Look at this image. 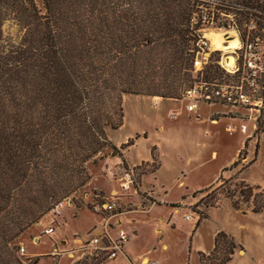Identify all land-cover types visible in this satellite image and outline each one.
<instances>
[{
  "label": "trees",
  "instance_id": "obj_1",
  "mask_svg": "<svg viewBox=\"0 0 264 264\" xmlns=\"http://www.w3.org/2000/svg\"><path fill=\"white\" fill-rule=\"evenodd\" d=\"M42 7L0 0V264L37 263L20 258L18 239L89 182V161L116 149L106 130L122 126L125 95L181 98L193 82L203 10L212 21L220 20L217 10L232 15L219 26L242 41L251 20L264 30V0H42ZM6 20L24 30L18 43L4 39ZM216 61L206 78H222ZM238 187L251 213L264 212V190ZM227 196L246 213L234 193ZM238 249L219 231L198 263L228 264Z\"/></svg>",
  "mask_w": 264,
  "mask_h": 264
},
{
  "label": "rangeland",
  "instance_id": "obj_2",
  "mask_svg": "<svg viewBox=\"0 0 264 264\" xmlns=\"http://www.w3.org/2000/svg\"><path fill=\"white\" fill-rule=\"evenodd\" d=\"M34 2L37 8L43 11L42 0ZM214 5L211 4L212 7ZM217 12L220 20L202 24L200 28L203 31H199L209 40L210 49L214 52L212 60H219L224 54L230 53L211 45L210 32L229 34L235 38L238 35L231 27L225 29L218 23L228 21L233 16L226 15L223 11ZM202 13L208 12L203 10ZM2 33L8 42L18 43L24 30L14 21L6 20L2 26ZM240 39L238 35L241 42ZM208 74L209 71L206 75ZM185 103L180 97L177 99L135 95L123 97L122 126L117 130L109 128L106 130L111 143L118 145L117 147L114 145L115 150L106 148L94 158L95 162L89 161L86 164L90 175L89 182L70 196L72 205L64 208L60 224L58 227L54 226L60 238H69L76 231L84 238L85 230L91 224H103L99 214L92 209L91 203L96 194L110 197L112 191L119 192V167H127L123 155L128 150L122 149L121 145L129 139H134L136 135L138 148L133 149L128 155L130 159L134 160L152 153L154 160L150 159L137 165L135 184L121 196L117 205V212L124 213L118 216L120 225L128 233L132 228L137 230L138 235L133 243L136 254L143 253L149 248L151 253L148 256L157 261V264H199L195 247L207 246L213 229L219 223L228 226L245 223L253 230L262 231L264 235V212L246 216L228 205V208L221 207L213 211L211 218L200 224L189 240L191 233L187 232L191 226V219L185 220L184 215L197 213L203 218L209 208L220 207L225 201H229L227 194L230 192L235 194L233 199L242 210L250 211L251 205L244 202V198L239 194L238 185L243 182L248 186H256L250 182L264 181V114L254 133L247 131L240 134L245 143L240 150L244 159L237 155V165H230L223 170L222 167L230 162L240 141L239 133L230 136L225 131L228 120L221 113H225L227 108L200 105L195 114L185 110ZM209 117L217 123H211ZM124 139L126 140L120 143ZM248 151L252 152V155ZM137 152L140 154L139 157L136 155ZM158 164H161L159 170L151 174ZM143 175L147 176L142 179L141 190H148V194L138 191ZM219 176L222 181L218 179ZM221 184L222 186L218 188ZM259 187L260 190H264V185ZM156 197L159 199L164 197L173 203L169 205L170 207L158 205L149 212H142L156 202ZM184 202L188 205L180 204ZM77 214L80 215L79 218H76ZM50 220L51 216L46 214L18 239L19 246L25 247L27 253H37L40 256L39 264L57 262L52 258L54 248L51 239L43 234V230L50 225ZM115 222L116 218L113 219V224ZM156 229L160 231V236H157ZM256 240L255 237L253 241ZM161 242H164L167 248L163 249ZM20 258L25 263L35 259L27 255ZM62 258L59 264H69L67 257ZM104 261H100L99 264ZM138 261L135 260L134 263ZM77 264H93V261L85 260L84 257ZM106 264L127 263L123 260L116 262L109 260Z\"/></svg>",
  "mask_w": 264,
  "mask_h": 264
},
{
  "label": "built area",
  "instance_id": "obj_3",
  "mask_svg": "<svg viewBox=\"0 0 264 264\" xmlns=\"http://www.w3.org/2000/svg\"><path fill=\"white\" fill-rule=\"evenodd\" d=\"M194 21V19L192 20ZM213 23L212 18L207 13H202L201 23ZM235 34L239 32L231 27ZM248 35L244 41L238 40L237 48L228 55H223L215 63L220 67L223 76L218 78H206L207 68L211 63L213 50L210 49L209 40L204 34H200L196 42V50L192 60L191 75L193 82L184 89L181 100L185 101V110L188 113L197 114L200 105L202 106H222L227 108L225 113H221L228 122L225 124V131L232 136L235 133L244 134L247 131L255 132L259 121L264 113V38L257 31L256 24L252 21L248 24ZM203 31L199 29L198 31ZM200 33V32H199ZM224 34H222L223 36ZM231 56L232 63L227 65L224 61ZM211 123L216 120L210 119ZM120 176L118 178L119 192L112 191L110 197L96 194L91 203L92 209L104 220L106 227L109 219L116 215L118 201L135 184L136 168L119 167ZM70 197L59 201L48 213L51 216L50 225L43 230V234L51 237L62 219L64 208L71 206ZM197 216L196 213L184 215L186 220ZM128 240V235L124 231H119L115 239H111L107 232L91 234L85 240L75 239L74 244L81 255L87 258L98 260H112L122 252L124 244ZM76 249L55 250L52 255L72 254ZM18 255L24 256V248L19 246ZM142 264H157L156 261H149L142 258Z\"/></svg>",
  "mask_w": 264,
  "mask_h": 264
},
{
  "label": "crops",
  "instance_id": "obj_4",
  "mask_svg": "<svg viewBox=\"0 0 264 264\" xmlns=\"http://www.w3.org/2000/svg\"><path fill=\"white\" fill-rule=\"evenodd\" d=\"M216 123H217V121H216ZM240 134L241 133H239V136H240L239 137L240 138L239 145L236 147L235 152L232 155L230 162L226 166L222 167L223 170H225L226 167H229L236 160L238 152L244 146V140ZM125 140L126 139H124L120 143H123ZM114 145L116 146L118 144H114ZM137 148H138V142L136 140V142H134V144L132 146L128 147V150H126L125 154L123 155L124 160L126 161L127 168H136L137 165L140 164L141 162L150 161V159H151L150 153L149 154L147 153L145 156L139 157L140 154L137 152L138 154L136 153V155L139 158H136L134 160L130 159V156H128V155L131 154L133 149L137 150ZM254 151H255V149H254ZM249 153L251 154L252 152H249ZM248 157H249V155L246 156V159H248ZM160 165L161 164H158L157 169L151 174H155L159 170ZM144 176H147V175H143L141 177L140 185L138 186V191L141 193H147L148 194V190H146V191L141 190L142 179L144 178ZM250 183H252L256 186H261V187L264 185V181L250 182ZM166 193L167 192H165V194ZM155 201L156 202L153 205H151L149 207V209H146V211H142V212H149L153 208H156V206H158V205L170 207L169 205L171 203H173V201H168L164 197H162L160 199L156 197ZM156 203H158V204H156ZM180 204L182 206L188 205V204H185V202L180 203ZM228 205L231 206L230 202L225 201L220 207L209 208L208 210H206V212H205L206 216H204L203 218H200L201 216H199V214L196 213L198 218H196L197 216H194V219H191V226L187 232V234L191 233L189 240L191 239V237H193V234L199 228V225L202 224L206 219L211 218L213 211H216V210L220 209L221 207L228 208ZM237 212L239 214H242L239 211H237ZM122 214H124V213H118V214L112 216L109 219L106 227L104 226V220L105 219L101 215H99L103 224L102 225H97L96 223L91 224L89 227L86 228L85 233H84L86 235V237H84V238L79 236L80 232H78V231H76V233L71 235L69 238H64V237L60 238V236H58V234H56V231H54V234L51 237H48V236L47 237L51 239L52 247L55 250L64 251V250H69L71 248H73V249L77 248L76 245L74 244V241L76 238H78L80 240H85L91 234L99 235L100 233L107 232L108 236L111 239H115L117 237V233L119 231H124L128 235V240L124 244L122 252L119 253L114 259H112L110 261L116 262L118 260H123L127 264H142L141 263L142 258L147 259L149 261H155L148 256L151 253L149 248L147 250H145L143 253H137V254L135 253V249L133 248V243L136 240L137 235H138L137 230H136V228H132L130 230V233H128L120 225L121 221H120V218L118 216L122 215ZM253 214L254 213H251L250 211H246V213L243 215L249 216V215H253ZM258 214H261V213H258ZM79 217H80V215L77 214L76 218H79ZM114 218H116V222L113 224ZM155 231L157 232V236H160V231L158 229H156ZM219 231H224L225 233L231 235L234 238V240L236 241V243L239 244L240 246H242V248H243L242 250L238 249V251L237 250L235 251V253L233 254V256H232L231 260L228 262V264H232L234 262H236V264H264V235L262 234L263 232L260 230H253L250 226L246 225L245 223H236L235 226L234 225L228 226V225L219 223V225L213 229V231L210 235L208 245L204 246V247H198V246L195 247L196 253L198 254L199 252H201L204 254H208L213 248L214 236ZM255 237L257 239L256 242L253 241V240H255ZM38 244H39V242H38ZM18 245H19V243H18ZM161 247L163 249H165V248H167V245L164 242H161ZM23 248H24V256L27 255V256H29V258H35L36 262H37L36 264H39L40 256L37 253H31V252L27 253V249L25 247H23ZM52 256H53L52 257L53 260L57 261L56 264L60 263L61 259H63L62 258L63 256H65V257H67V259H69V261H70L69 264H77L80 261H82V259H84L83 256L81 255L80 251H78L77 249H76V251L73 252L72 257H70L69 254H63V255H59V256L52 255ZM85 260H91V259L85 257ZM135 260H139V261L134 263ZM107 261H109V260H105L102 264H106Z\"/></svg>",
  "mask_w": 264,
  "mask_h": 264
},
{
  "label": "bare ground",
  "instance_id": "obj_5",
  "mask_svg": "<svg viewBox=\"0 0 264 264\" xmlns=\"http://www.w3.org/2000/svg\"><path fill=\"white\" fill-rule=\"evenodd\" d=\"M209 38L212 46L218 49H222L226 53L232 52V50L237 48L239 45L237 38L233 37L226 40L225 38H223L222 34L218 32H210ZM224 61L228 66L231 65L232 63L231 56L227 57Z\"/></svg>",
  "mask_w": 264,
  "mask_h": 264
},
{
  "label": "water",
  "instance_id": "obj_6",
  "mask_svg": "<svg viewBox=\"0 0 264 264\" xmlns=\"http://www.w3.org/2000/svg\"><path fill=\"white\" fill-rule=\"evenodd\" d=\"M234 36L232 35H229V34H224L223 35V38H225L226 40L230 39V38H233Z\"/></svg>",
  "mask_w": 264,
  "mask_h": 264
}]
</instances>
